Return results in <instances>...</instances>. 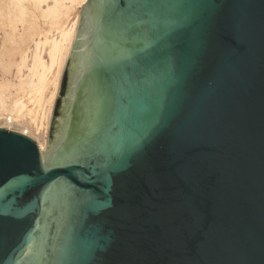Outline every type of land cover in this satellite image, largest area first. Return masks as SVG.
<instances>
[{
	"label": "water",
	"instance_id": "water-1",
	"mask_svg": "<svg viewBox=\"0 0 264 264\" xmlns=\"http://www.w3.org/2000/svg\"><path fill=\"white\" fill-rule=\"evenodd\" d=\"M0 264H264V0H86L46 148L0 127Z\"/></svg>",
	"mask_w": 264,
	"mask_h": 264
},
{
	"label": "rangeland",
	"instance_id": "rangeland-1",
	"mask_svg": "<svg viewBox=\"0 0 264 264\" xmlns=\"http://www.w3.org/2000/svg\"><path fill=\"white\" fill-rule=\"evenodd\" d=\"M2 1L3 0H0V9L2 8L0 10V52H2L0 53V65H2L0 66V127L6 128L4 126V118L10 115L9 111L11 109L12 103L15 100H22L24 102L27 99L24 103H30V105L32 103L30 101L31 98L29 97V99L27 96H29L30 89H32L31 91H33V88L28 87L29 85L27 84L30 80H35V78L37 77L35 75L32 76V73L28 70L32 63V54L35 50V42H37L38 40L44 41L46 36L48 38L57 37V31L60 26L69 27L71 22H73V19H75V16L77 15L76 13H78V18H80L81 7H79L78 3H72L70 0H61V3L63 5L68 6L65 12L66 14H64L65 17L61 15L57 21H54V19L49 14L41 13V8H44L45 4L51 5L52 0H22L19 5L15 4V0H5L3 2ZM5 9L7 12L5 11ZM2 12L6 13L3 14ZM67 17L68 19H66ZM78 23L76 27V32L78 28ZM56 25L58 28L55 27ZM10 30L11 33L9 32ZM39 50L43 59L47 61L48 44L39 46ZM5 52H9V55H6ZM4 53L5 56L3 55ZM1 55H3L4 57ZM69 55L70 53L68 54V56L64 57V62L60 66L57 84L55 85L56 81L52 80L45 86L44 90L41 92V96H39L40 102L38 106L33 105V108V106L27 104V106L31 108V112L30 115L26 116V119L30 120V117L33 118L30 122L31 124H33L32 134L35 138H31H33L36 143L37 141L41 142L44 147L47 146L49 127L53 114L55 100L60 92V84ZM34 91L36 92V90ZM24 92H28L26 98L24 96L25 94L23 95ZM12 94L13 96H11ZM52 96L53 98H51ZM19 97L24 98L20 99ZM7 111L8 113H6ZM9 130L18 131L15 127Z\"/></svg>",
	"mask_w": 264,
	"mask_h": 264
},
{
	"label": "bare ground",
	"instance_id": "bare-ground-1",
	"mask_svg": "<svg viewBox=\"0 0 264 264\" xmlns=\"http://www.w3.org/2000/svg\"><path fill=\"white\" fill-rule=\"evenodd\" d=\"M5 1V0H3ZM2 1V2H3ZM22 0H15V4L19 5V3ZM36 1V0H35ZM42 1V0H39ZM46 1V0H43ZM72 3H78L79 7H82V4L85 3L86 0H70ZM1 2V3H2ZM9 3V2H8ZM3 4V3H2ZM5 4V3H4ZM69 4V3H68ZM77 4V5H78ZM1 5V4H0ZM3 6V5H2ZM6 6V5H5ZM13 6V5H12ZM75 6V5H74ZM1 7V6H0ZM24 7V6H23ZM66 5H63L61 3V0H52L51 5L49 4H45V7L41 8V13L43 14H49L54 21H57L59 19V17L61 15H63V17H65L64 14H66V10H67ZM70 7V6H69ZM5 8V7H4ZM37 8V7H35ZM71 8V7H70ZM2 9V8H1ZM0 9V10H1ZM73 9V8H72ZM9 10V9H8ZM70 10V9H69ZM68 10V11H69ZM79 10V9H78ZM6 11V9H5ZM77 11V10H76ZM7 12V11H6ZM5 12V13H6ZM1 13V11H0ZM3 13V12H2ZM3 13V14H5ZM68 13V12H67ZM73 13V12H72ZM81 13V12H80ZM74 14V13H73ZM77 15L75 16V19H73V22H71V24L69 25V27L67 26H63L60 28L57 27V25L55 27L58 28V36L57 37H52V38H48L47 36L45 37L44 41H40L38 40L37 42H35V50L32 54V63L30 65V67L28 68V70L32 73V76H37L35 78V80H30L28 82L27 85H29L28 87H32L33 91H31L32 89H30L29 91V96H27L28 92H24L23 95L26 96L30 99V101L32 102L31 105L30 103L28 105L30 106H38L39 102H40V97L41 96V92L44 90L45 86L51 82L52 80H55L57 84V80H58V74H59V70H60V66L62 65V63L64 62V57L68 56V54L70 53V49L72 47V43L74 41V38L76 36V27H77V23H78V13H76ZM71 15V14H70ZM35 16V15H34ZM74 16V15H73ZM2 17V16H1ZM74 18V17H73ZM68 19V17L66 18ZM64 20V19H63ZM60 21V20H59ZM62 22V21H61ZM68 22V21H66ZM13 23V22H12ZM16 23V22H15ZM59 23V22H58ZM12 25V24H11ZM55 25V24H54ZM7 26V25H6ZM13 26V25H12ZM20 26V25H19ZM11 27V26H10ZM14 27V26H13ZM3 29V28H2ZM9 29V28H8ZM6 30V29H5ZM4 30V31H5ZM15 31V30H14ZM11 33V30L9 31ZM8 32V33H9ZM3 36V33H2ZM55 36V35H54ZM4 38V37H3ZM3 40V39H1ZM5 40V39H4ZM34 42V41H33ZM10 43V42H9ZM11 44V43H10ZM44 44H48V60L45 61L43 59V57L41 56V52L39 50V46H42ZM6 45V44H5ZM1 46V45H0ZM5 47V46H4ZM10 47V46H9ZM8 48V47H7ZM6 48V50H7ZM11 48V47H10ZM4 49V48H3ZM9 50V49H8ZM1 51V50H0ZM5 51V50H4ZM2 53V52H0ZM6 53V52H5ZM5 53L3 54L5 56ZM8 53V54H7ZM6 55H9V52H7ZM1 55V56H3ZM3 56V57H4ZM2 61V60H1ZM4 61V60H3ZM7 63V62H6ZM2 66V65H0ZM55 66V67H54ZM57 66V68H56ZM54 67V68H53ZM50 73V75H49ZM37 74V75H36ZM4 75V74H3ZM24 75V74H23ZM49 75V76H48ZM21 78V77H20ZM36 83V84H34ZM36 90V92L34 91ZM4 94V93H3ZM54 94V93H53ZM13 96V94L11 95ZM12 98V97H11ZM20 98V97H19ZM24 98V97H23ZM20 98V99H23ZM53 98V96L51 97ZM15 99V98H14ZM25 100V99H24ZM27 100V99H26ZM26 100L24 102H26ZM51 100V99H50ZM10 101V99H9ZM29 101V100H28ZM3 102V101H2ZM22 100H15L12 103L11 109L9 111V116H6L4 118V126L8 129H12L13 127L17 128L18 131H20L21 133H24L30 137H33L32 134V128H33V124H31V120L33 119L32 117H30V120H27L26 116L30 115L31 112V108H29L27 106L26 103H24ZM33 106V108H34ZM32 108V109H33ZM9 110V108H8ZM11 112V113H10ZM8 113V111L6 112ZM4 113V114H6ZM37 145L39 147L40 152H42L46 147L43 146V144L39 141H37Z\"/></svg>",
	"mask_w": 264,
	"mask_h": 264
},
{
	"label": "built area",
	"instance_id": "built-area-1",
	"mask_svg": "<svg viewBox=\"0 0 264 264\" xmlns=\"http://www.w3.org/2000/svg\"><path fill=\"white\" fill-rule=\"evenodd\" d=\"M24 134V133H23ZM26 135V134H25Z\"/></svg>",
	"mask_w": 264,
	"mask_h": 264
}]
</instances>
